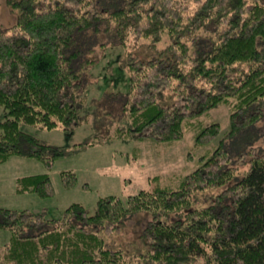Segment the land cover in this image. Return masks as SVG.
Masks as SVG:
<instances>
[{
    "label": "trees",
    "instance_id": "obj_1",
    "mask_svg": "<svg viewBox=\"0 0 264 264\" xmlns=\"http://www.w3.org/2000/svg\"><path fill=\"white\" fill-rule=\"evenodd\" d=\"M6 1L18 15L11 27L0 26V106L8 113L0 120V162L22 154L51 166L66 154L21 123L64 130L79 123L82 68L95 61L81 59L89 29L105 30L124 47L132 39L156 46L169 38L155 57L129 55L130 125L116 127L119 135L172 143L192 126L194 148L204 146L221 135V125L193 120L224 104V136L249 131L257 139L251 130L264 119V0ZM167 90L174 100L163 104ZM224 141L181 176L180 186L152 176V186L128 195L127 204L115 194L100 197L94 212L74 202L60 219L0 207V228L10 231L0 264H264V145L249 147L243 172ZM63 178L68 186L76 181L73 171ZM17 185L53 193L48 173L19 177ZM140 212L148 214L139 231L146 249L132 260L111 239Z\"/></svg>",
    "mask_w": 264,
    "mask_h": 264
},
{
    "label": "rangeland",
    "instance_id": "obj_2",
    "mask_svg": "<svg viewBox=\"0 0 264 264\" xmlns=\"http://www.w3.org/2000/svg\"><path fill=\"white\" fill-rule=\"evenodd\" d=\"M17 15V9L10 7L6 0H0L1 27H11ZM83 36L85 42L82 44L87 49L81 59L95 61L90 67L82 68L80 95L85 101L78 103L79 123L70 130L61 126L48 129L21 123L23 130L49 144L62 146L67 152L51 166L36 157L22 154H12L0 162V207L28 208L35 213L43 212L47 218L60 219L65 208L74 202H80L94 212L100 197L115 194L127 204L128 195L152 186V176L158 175L172 187L180 186L181 176L192 171L200 163V157L208 155L221 140H225L226 148L237 158L239 170L246 171L249 147L264 145V119L251 130L256 132L257 139L253 140L249 131L233 138L225 137L230 128V111L224 104L193 120L199 127L211 122L221 125V135L204 146L194 148L196 129L192 126H185L183 138L172 143L132 139L116 132V127L130 125L125 108L131 97L129 55L142 58L159 55L169 43L167 34L156 46H151L148 39L140 38L130 40L128 47L112 42L105 30L89 29ZM160 100L163 104H170L174 97L167 90ZM7 115V110L0 106V120ZM190 152L193 158L188 159ZM65 171L75 173L76 181L70 186L65 184ZM38 173L49 174L52 194L42 196L34 190L18 189L19 177ZM146 215V212L131 215L126 222L127 230L116 232L111 239L112 245L123 248L132 260L140 257L146 249L139 237ZM9 237L10 231L0 228V246Z\"/></svg>",
    "mask_w": 264,
    "mask_h": 264
}]
</instances>
